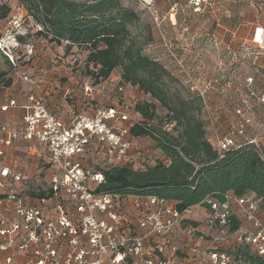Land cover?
<instances>
[{
  "label": "built area",
  "instance_id": "built-area-1",
  "mask_svg": "<svg viewBox=\"0 0 264 264\" xmlns=\"http://www.w3.org/2000/svg\"><path fill=\"white\" fill-rule=\"evenodd\" d=\"M14 7L15 14L5 22L11 34L0 38V57L16 71L11 51L21 53L24 63H30L35 52L30 42L16 39L24 36L25 9L16 3ZM6 40H11L12 50ZM254 43L264 46L262 30ZM17 75L30 85L42 82L23 71ZM119 85L123 102H88V111L68 123L48 109L45 95L31 93L0 106V113H22L14 125L0 122V264H15L19 254L20 264H264V212L250 195L228 193L222 202L207 198L208 211L193 226V208L179 212L174 202L155 196L98 191L104 171L148 166L133 159L137 138L129 131L140 115H130L124 102L126 87H133ZM91 92L84 86L86 97ZM143 99L141 93L132 103ZM18 143L38 147L32 177L10 163V152ZM234 146L230 135L212 145L219 154ZM234 217L239 227L232 230ZM197 240L205 242L202 249Z\"/></svg>",
  "mask_w": 264,
  "mask_h": 264
},
{
  "label": "trees",
  "instance_id": "trees-1",
  "mask_svg": "<svg viewBox=\"0 0 264 264\" xmlns=\"http://www.w3.org/2000/svg\"><path fill=\"white\" fill-rule=\"evenodd\" d=\"M24 7L37 26L36 36L65 53L72 47L87 51L84 66L92 84L106 81L121 68L120 83L138 88L144 94L134 111L142 118L130 128L133 138L147 137L163 154L166 162H157L143 170L121 167L104 171V183L98 191L111 195L155 196L172 201L179 212L187 208L208 211L207 198L224 201L231 193L236 197L253 195L264 212V148L251 142L236 145L219 154L206 139L196 115L202 100L189 94H171L166 83L167 72L157 61L141 54V44L130 28L138 20L136 11L122 0H12ZM10 3L0 5V21L11 15ZM6 24V23H5ZM234 25V24H231ZM3 32L0 31V38ZM28 34L16 36L19 43ZM29 37V36H28ZM0 81L4 87L10 79ZM166 110L165 131L152 123L158 117L154 102ZM195 226L197 223L189 221ZM239 227L232 218V230Z\"/></svg>",
  "mask_w": 264,
  "mask_h": 264
},
{
  "label": "rangeland",
  "instance_id": "rangeland-1",
  "mask_svg": "<svg viewBox=\"0 0 264 264\" xmlns=\"http://www.w3.org/2000/svg\"><path fill=\"white\" fill-rule=\"evenodd\" d=\"M122 1L125 6L136 11L138 20L130 28L132 35L141 44V54L164 67L167 72L165 83L170 93L174 94L177 91L183 96L189 94L201 98L202 105L196 119L200 121L210 144L215 147L218 139L230 135L236 145L256 139L255 145L262 147L264 46L254 43V39L252 41L240 39L238 43L236 38L237 29L245 17L242 15L243 10L256 0ZM4 3H10L11 14H15L13 9L15 10L16 6L14 7L12 0H0V5ZM23 16L21 32L24 35L28 34V42L33 45L36 52L32 60L37 65L38 59L48 58L46 71L51 73V77L60 88L68 87L83 92L84 86H90L91 99L96 104L115 106L123 102L117 92L121 68L115 69L107 81L92 84L89 71L84 66L87 55L85 49L72 47L65 53L64 44L58 47L36 36L37 26L26 11ZM0 31L3 32L2 37L11 34L10 29L2 21ZM254 34L258 36L256 31ZM9 43L12 45L11 40L4 42L12 50ZM11 52H15L17 59L16 71H23L30 77L34 76L31 69L30 72L26 69L31 63H24L21 53L17 50ZM16 71L9 67L1 55L0 73L5 74L4 80L15 78ZM24 86L18 84L16 88L21 89ZM132 87H126L124 95L126 111L130 115L134 111L133 100L139 98L142 93L138 88ZM5 88L0 81V100L3 99ZM81 92L76 91L75 97L70 92L63 99L68 105L77 100L81 101ZM142 95L144 96L143 93ZM154 104L159 118L152 123L163 127L167 132L171 131L172 126L164 125L167 121L165 108L157 101ZM138 119L139 122L142 121L141 117ZM239 130H242L241 134H238ZM137 140L133 148V159L137 163L153 167L157 162H166L163 154L150 139L143 137ZM137 153H141L139 160ZM23 158H19V163L25 162Z\"/></svg>",
  "mask_w": 264,
  "mask_h": 264
},
{
  "label": "crops",
  "instance_id": "crops-1",
  "mask_svg": "<svg viewBox=\"0 0 264 264\" xmlns=\"http://www.w3.org/2000/svg\"><path fill=\"white\" fill-rule=\"evenodd\" d=\"M242 15H244L245 17H243V22L239 25L236 33L238 43L240 42V39L242 41L247 39H250V41H252L253 39H255V31L258 32V35L260 33V30H262L264 33V0H256L255 2L248 4L247 7L243 10ZM4 61H6L9 67L12 69L11 65L5 58ZM38 61L39 63H37L36 65V62L32 60L29 67H27L26 69L28 70V72H33V78L38 80L41 79L42 82L35 85H30L23 82L21 79H19L18 75L14 73L16 75L15 78H7L11 80V85L5 88V92H3V99L0 100V106L6 103L9 99H16L18 101H21L26 95H29L31 93L45 95L44 100L48 109L54 112L63 122L68 123L75 115L82 114L88 111V107H90L88 106V100H90L92 106L97 105L95 102H93V99H91L92 92L88 97H86L83 92L78 90L76 91L81 92V101L77 100L75 103H71L70 105H68L63 98H65L66 95L70 92L72 93V96L75 97L77 95L76 91L68 87L60 88L58 86L56 80L51 77V73H48L46 71L45 65L48 62V58L43 57L42 60L38 59ZM18 84L25 86L21 87V89H17L16 85ZM21 116L22 113L20 110H14L10 113H0V122L14 125L21 119ZM262 147L264 148V143H262ZM10 154V163H13L17 171L23 172L29 177H32L36 173L35 165L38 161L37 146L33 144L25 146L23 143H18L13 146ZM21 157H24L23 159H25V162L23 164L19 163V158L21 159ZM250 196L253 197V195ZM197 209H193V214L191 217V221H194L196 223L200 222L205 217V212L203 210ZM234 211H236V209ZM204 245L205 242L197 240L196 246L198 247V249H202ZM178 256L180 258L184 257L179 254ZM21 259V255H17L15 264H20Z\"/></svg>",
  "mask_w": 264,
  "mask_h": 264
}]
</instances>
